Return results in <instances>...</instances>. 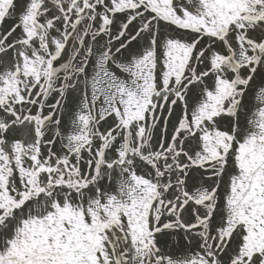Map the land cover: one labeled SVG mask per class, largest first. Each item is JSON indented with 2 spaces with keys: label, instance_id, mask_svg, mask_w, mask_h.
Segmentation results:
<instances>
[{
  "label": "snow or ice",
  "instance_id": "obj_1",
  "mask_svg": "<svg viewBox=\"0 0 264 264\" xmlns=\"http://www.w3.org/2000/svg\"><path fill=\"white\" fill-rule=\"evenodd\" d=\"M0 264H264V0H0Z\"/></svg>",
  "mask_w": 264,
  "mask_h": 264
}]
</instances>
